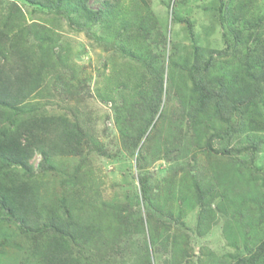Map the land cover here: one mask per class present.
Here are the masks:
<instances>
[{
    "label": "trees",
    "instance_id": "1",
    "mask_svg": "<svg viewBox=\"0 0 264 264\" xmlns=\"http://www.w3.org/2000/svg\"><path fill=\"white\" fill-rule=\"evenodd\" d=\"M88 1L22 0L32 6L33 12L50 14L56 22L65 20L70 29L85 32L99 45H104V50L109 48L123 59L124 64L116 65L108 79L113 88L109 93L118 89L119 94L124 91L131 96V91L137 89L132 79L142 85L149 79L150 91H147L145 107L150 120L139 122L141 112L137 114L140 118L130 125L128 113L115 118L122 151L136 157L139 190L142 200L146 201L150 198L147 196L149 176L140 165V143L143 138L144 143L151 142L153 131L156 130L150 124L159 113L164 85L162 73L155 68L160 52L134 42V28L141 25L137 24L133 28L128 20L135 21L137 16L140 21L147 20V17L140 16L137 8L134 9V17L113 15L120 17L121 27L114 29L110 40L94 34L93 27L104 16H109L110 12L118 11L121 0H94V3L99 4L97 9H92ZM139 1L145 5V0ZM255 9L260 7L253 0L221 1L216 5L214 15L222 44L219 48H203L191 42L192 51L188 55L176 56L172 42L167 40L168 70L185 74L190 84L189 87L186 85L184 95L178 99L182 105V118L186 119L189 126L204 131L198 134L207 135L203 153L232 159L224 174L228 177L225 183L229 189L225 195L229 198L227 204L237 212L245 198L254 196L253 199L258 201L261 195L258 208L262 210L264 204V169L255 166L259 152L255 135L264 134V15L254 14ZM170 14L171 26L173 23H183L191 27L187 18H179L173 11ZM52 25L49 28L38 20L29 24L21 7L14 1L0 0V239L4 242H0V264H5L4 247L10 242L11 236L23 238L31 245L21 259L22 264H83L86 260L85 246L88 243L96 245L104 232L100 228V221L104 220L105 204L101 209L95 207L96 203L88 201L92 198L79 200V192L73 190L78 181L83 182L90 175L84 163L91 151L100 152V147L85 133L76 118L63 110L53 111L46 101L41 102L45 92L51 95L48 88L57 79L58 63L65 62L59 34ZM162 40L166 44L165 36H162ZM161 58L163 60L164 56ZM147 61L151 62L146 64ZM70 69L69 78L79 80L75 76V69ZM170 78L174 79L172 75ZM61 83L58 95L66 92L73 96L79 94L80 83L74 88L68 77ZM177 83L182 85L180 80ZM202 118L209 119L212 127L206 129ZM215 121L222 125L217 128ZM212 129L214 131L209 132ZM241 133L248 135L245 143L229 148L228 142ZM216 141L226 144L215 148ZM172 144L167 143L164 147ZM243 153L248 155L247 161L240 158L233 160ZM35 156L40 157L37 166L32 164ZM57 159H67L69 165L79 160L80 165L74 169L71 166L73 175L68 178L71 184L68 189L74 196L59 197L53 201L48 189L52 188L51 177L55 169L52 160ZM189 182V187L196 189L193 201L199 209L197 228L201 230L203 218L212 216L211 204L204 195L210 190L201 194L195 178ZM220 182L222 186L221 178ZM246 184L249 188L244 190ZM216 195L223 197L220 193ZM73 198H77L80 205H73ZM124 209L125 206L110 209L111 220L122 225L125 217L131 216L129 209ZM261 213V230L257 232L256 241L249 243V246L244 245L246 253L239 254L241 252L235 247L236 253L229 256L228 264H264V213ZM160 226L166 231L169 229L161 222Z\"/></svg>",
    "mask_w": 264,
    "mask_h": 264
},
{
    "label": "rangeland",
    "instance_id": "2",
    "mask_svg": "<svg viewBox=\"0 0 264 264\" xmlns=\"http://www.w3.org/2000/svg\"><path fill=\"white\" fill-rule=\"evenodd\" d=\"M11 1L21 7L27 23L38 20L49 28L54 23L52 26L59 34L65 62L58 63L57 79L52 81L48 88L51 95L45 92L41 102L46 101L53 111H65L76 118L82 124L85 133L87 132L100 147V152L91 151L84 163L90 175L86 176L83 182L78 181L73 189L79 192V200L92 198L88 201L96 203L95 207L99 206L101 209L103 204L106 206L103 210L104 220L100 221L102 224L100 228L104 232L96 245L88 243V246H85L86 260L83 264H228L229 256L236 253L235 247L241 252L239 254L246 253L244 245L254 243L257 232L261 230L259 219L263 215L261 211L264 213V204L261 206L262 210L258 208L261 195L258 201L253 199L254 196L245 198L239 212L227 204L229 198L225 194L229 191L226 184L228 177L224 174L228 169L226 166L232 159L214 154L208 156L202 152L207 135L198 134L204 131L199 127L189 126L186 119L182 118L184 116L181 114L182 105L178 100L184 95L186 85L189 87L190 84L187 83L185 74L181 75L178 70L170 72L166 64L167 40L172 42L171 46L175 48L176 56L188 55L192 51L191 42L208 49L221 47L220 29L214 13L219 2L229 0H145V5L139 0H121L120 9L114 13L110 12L109 16H104L92 29L94 34L108 41L114 29L121 27L118 18L122 15L134 17V9L137 8L140 16L147 17V20L140 21L139 16L135 21L128 20L133 28L137 24L141 25L134 28L136 29L133 31L136 37V40L133 38L134 42L160 52L155 68L162 73L164 85L159 113L150 124L156 130L153 131L151 142L144 143L143 138L140 143L142 146L140 165L149 176L147 196L150 198L146 201L142 200L139 190L136 157L122 151L115 118L128 113L129 125L140 117L139 122L142 120L145 123L150 120L145 107L148 100L147 91H150L149 79H146L145 85L132 79L137 89L131 91V96L126 95L124 91L119 94L118 89L109 93L108 91L113 88L108 79L115 71L116 65L124 64L120 56L109 48L104 50V45H99L85 32L70 29L65 20L56 22L50 14L33 12L32 6L22 0ZM253 2L260 7L254 10V14L264 15V0ZM88 4L92 9L99 7L94 0H89ZM172 11L179 18H187L191 27L188 28L183 23H173L171 26ZM113 15L120 17L116 18ZM162 36H165L166 44L163 43ZM149 62L151 61H147L146 64ZM68 67L75 69V76L79 80L69 78L71 69L68 70ZM171 75L174 79L170 78ZM67 77L74 88L80 83L78 95L73 96L67 92L58 95V88L62 86L61 81ZM178 80L182 85L177 83ZM126 89L129 90L130 87ZM139 112L140 117L137 116ZM202 119L206 129L212 127L209 119ZM215 124L217 128L222 125L217 121ZM213 131L214 129L209 132ZM247 136L245 133L239 134L228 142V147L242 146ZM255 137L259 144L255 166L263 170L264 134H256ZM167 143L173 144L164 147ZM224 144L226 142L216 141L214 147L219 148ZM237 158L247 161L248 155L243 153L233 160ZM39 162V156L32 160L34 166ZM77 165H80L79 160L72 161L70 165L67 159L52 160L55 169L51 177L52 188L48 189L51 193L48 194L54 198L53 201L59 197L74 196L68 189L71 187L68 178L73 175L71 166L74 169ZM57 168L59 171H56ZM239 169L245 172L244 169ZM192 178H195L201 194L207 189L210 190L204 195L211 204L212 216L209 219L203 218L200 225L204 226L201 230L197 228L199 209L193 201L196 189L189 187ZM220 178L223 181L222 186ZM248 188L249 185L246 184L243 189ZM216 193L223 197L217 196ZM73 201V205L76 203V206L80 205L77 198H73ZM121 206H125V211L129 209L131 216L127 219L125 217L124 223L119 225L111 220L110 209ZM99 216L102 217L101 214ZM160 222L169 226V229L166 231L162 228ZM0 242L4 244L1 239ZM5 245V264H22L21 259L31 246L17 236H11L10 242Z\"/></svg>",
    "mask_w": 264,
    "mask_h": 264
}]
</instances>
